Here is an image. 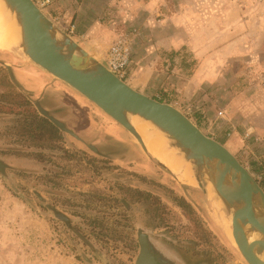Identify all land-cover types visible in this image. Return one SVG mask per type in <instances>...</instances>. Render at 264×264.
Instances as JSON below:
<instances>
[{
	"label": "rangeland",
	"instance_id": "rangeland-1",
	"mask_svg": "<svg viewBox=\"0 0 264 264\" xmlns=\"http://www.w3.org/2000/svg\"><path fill=\"white\" fill-rule=\"evenodd\" d=\"M229 1L245 37L235 49L241 51L218 65L229 92L221 97L209 91L208 99L242 106L236 121L220 117L215 126L225 138L239 132L240 146L232 153L254 171L264 163L258 157L264 145L249 142L246 148L241 137L264 127V0ZM46 15L59 26L51 11ZM175 55L187 69L195 63L185 50ZM0 59L21 83L0 63V159L6 164L0 173V264H134L137 227L182 264H247L197 186L149 159L132 134L69 85L15 52L0 50ZM33 100L78 138L42 116ZM246 104L257 110L249 113ZM251 114L257 121L248 123ZM52 208L68 215L70 228Z\"/></svg>",
	"mask_w": 264,
	"mask_h": 264
},
{
	"label": "water",
	"instance_id": "water-1",
	"mask_svg": "<svg viewBox=\"0 0 264 264\" xmlns=\"http://www.w3.org/2000/svg\"><path fill=\"white\" fill-rule=\"evenodd\" d=\"M19 26V54L30 62L69 85L105 114L120 124L137 140L144 153L157 165L179 179L160 161L154 159L129 121V115L149 120L169 138V145L177 148L189 162L197 186L210 199L212 194L222 202L230 216V229L235 247L247 264H264V190L220 141L205 134L186 114L170 103L159 101L131 87L117 77L92 53L80 45L71 34L55 24L32 0H2ZM17 85L12 66L0 59ZM25 90V89H24ZM38 112L59 130L76 138L59 117L33 100ZM88 147L96 150L92 145ZM6 164L0 159V173ZM210 201V200H209ZM54 217L71 227L70 218L63 211L52 208ZM139 248L134 264H182L154 244L146 231L137 227ZM251 237H254L250 239Z\"/></svg>",
	"mask_w": 264,
	"mask_h": 264
},
{
	"label": "crops",
	"instance_id": "crops-1",
	"mask_svg": "<svg viewBox=\"0 0 264 264\" xmlns=\"http://www.w3.org/2000/svg\"><path fill=\"white\" fill-rule=\"evenodd\" d=\"M176 1L59 0L49 10L62 26L74 22L71 35L96 57H103L104 47L119 32L138 27L141 33L125 82L179 108L207 135L234 152L240 146L239 132L234 130L225 138L223 130L215 126L221 120L217 112L221 109L224 118L236 121L240 114L235 112L242 106L234 100L216 104L208 99V93L222 97L229 92L218 65L241 51L235 49L244 40V22L235 19L229 0H180L178 5ZM246 31L249 35V25ZM178 50L189 53L195 61L192 68L178 60ZM246 105L249 113L257 110L253 104ZM252 114L246 122L257 121L258 114Z\"/></svg>",
	"mask_w": 264,
	"mask_h": 264
},
{
	"label": "bare ground",
	"instance_id": "bare-ground-1",
	"mask_svg": "<svg viewBox=\"0 0 264 264\" xmlns=\"http://www.w3.org/2000/svg\"><path fill=\"white\" fill-rule=\"evenodd\" d=\"M19 33V26L14 16L4 6L3 1L0 0V50L8 52L18 51L20 49ZM128 118L141 136L147 152L154 159L164 164L185 183L194 186L197 184L196 180L193 178L189 162L183 159L181 152L177 148L169 145V138H167L163 132L156 128L149 120L141 118L138 115H129ZM207 187L210 192L209 202L214 211V217L227 234V238L229 237V240L235 244L230 229V216L225 212L222 202L212 194L211 187L209 185ZM252 238L254 237L250 239Z\"/></svg>",
	"mask_w": 264,
	"mask_h": 264
},
{
	"label": "built area",
	"instance_id": "built-area-1",
	"mask_svg": "<svg viewBox=\"0 0 264 264\" xmlns=\"http://www.w3.org/2000/svg\"><path fill=\"white\" fill-rule=\"evenodd\" d=\"M57 1L59 0H32V2L45 14L50 11L49 7ZM59 27L67 33L72 34L75 24L74 22H70L66 26L59 24ZM139 33V28L135 26L128 27L126 30L119 32L110 42L103 54L102 62L105 67L121 79L126 75L127 69L132 61V50L135 39L139 36ZM217 115L223 118V111L221 109L218 110ZM230 134L231 133H227L228 136H230ZM241 138L247 142L246 148H248L250 143L264 145V127L261 132L246 129ZM258 157L264 159V152ZM240 163L248 170L251 176L264 190V163L261 161L258 162V166L254 171L250 170L248 161H240Z\"/></svg>",
	"mask_w": 264,
	"mask_h": 264
},
{
	"label": "trees",
	"instance_id": "trees-1",
	"mask_svg": "<svg viewBox=\"0 0 264 264\" xmlns=\"http://www.w3.org/2000/svg\"><path fill=\"white\" fill-rule=\"evenodd\" d=\"M18 95H19L20 97H22L23 101H27V99H26L22 94L18 93ZM16 113H18V112H16ZM33 117H36V114H33ZM42 120H43V122H45V123L47 122V127H48V129H50L51 131H53V132L56 133L57 129H56L51 123H49L48 120H46V119L43 118V117H42ZM49 132H50V131H49Z\"/></svg>",
	"mask_w": 264,
	"mask_h": 264
},
{
	"label": "flooded vegetation",
	"instance_id": "flooded-vegetation-1",
	"mask_svg": "<svg viewBox=\"0 0 264 264\" xmlns=\"http://www.w3.org/2000/svg\"><path fill=\"white\" fill-rule=\"evenodd\" d=\"M3 52V51H2ZM28 85H29V83H28Z\"/></svg>",
	"mask_w": 264,
	"mask_h": 264
}]
</instances>
